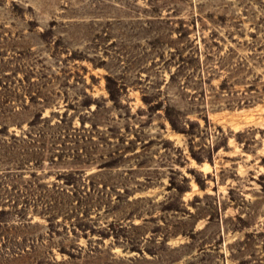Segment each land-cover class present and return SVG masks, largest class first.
I'll list each match as a JSON object with an SVG mask.
<instances>
[{
  "label": "rangeland",
  "instance_id": "obj_1",
  "mask_svg": "<svg viewBox=\"0 0 264 264\" xmlns=\"http://www.w3.org/2000/svg\"><path fill=\"white\" fill-rule=\"evenodd\" d=\"M0 264H264V0H0Z\"/></svg>",
  "mask_w": 264,
  "mask_h": 264
}]
</instances>
